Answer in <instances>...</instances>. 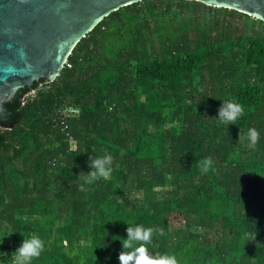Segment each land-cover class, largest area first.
<instances>
[{
    "label": "trees",
    "instance_id": "trees-1",
    "mask_svg": "<svg viewBox=\"0 0 264 264\" xmlns=\"http://www.w3.org/2000/svg\"><path fill=\"white\" fill-rule=\"evenodd\" d=\"M222 100L243 106L235 124L216 118ZM67 106L76 112L60 115ZM11 110L0 126V264H14L21 233L45 243L31 264H119L129 225L154 229L148 253L178 264H264L261 20L195 0L126 4ZM106 152L110 177L79 191L89 156Z\"/></svg>",
    "mask_w": 264,
    "mask_h": 264
},
{
    "label": "water",
    "instance_id": "water-1",
    "mask_svg": "<svg viewBox=\"0 0 264 264\" xmlns=\"http://www.w3.org/2000/svg\"><path fill=\"white\" fill-rule=\"evenodd\" d=\"M140 0H0V126L22 92L52 80L75 43L103 17ZM264 17V0H195ZM264 22V20H261Z\"/></svg>",
    "mask_w": 264,
    "mask_h": 264
},
{
    "label": "clouds",
    "instance_id": "clouds-1",
    "mask_svg": "<svg viewBox=\"0 0 264 264\" xmlns=\"http://www.w3.org/2000/svg\"><path fill=\"white\" fill-rule=\"evenodd\" d=\"M254 19L264 20V17L256 15ZM244 108L241 104L231 100H222V104L218 110L216 118L224 124H235L236 121L243 116ZM242 139L240 133L238 141ZM246 139L248 147L255 149L260 134L255 127H250L247 131ZM90 171L85 173L81 171L77 178L83 183L78 184L79 191H87L85 185H92L94 182L110 177L111 165L113 157L111 154L105 153L104 156H89L87 161ZM213 161L211 157H205L200 164L201 171L207 173L212 167ZM139 194L130 196L129 199H139ZM127 236L120 239L122 250L118 255L119 264H178L175 256L173 255H160L152 256L148 253L146 245L151 243V237L154 229L144 228L140 225H129L126 229ZM159 235H164L163 229H155ZM24 237L20 245L13 251L12 258L14 264H31L33 259H38L45 249L44 241L38 235L31 237ZM255 236L249 240H254ZM130 250V251H126ZM6 255V253H4Z\"/></svg>",
    "mask_w": 264,
    "mask_h": 264
},
{
    "label": "built area",
    "instance_id": "built-area-1",
    "mask_svg": "<svg viewBox=\"0 0 264 264\" xmlns=\"http://www.w3.org/2000/svg\"><path fill=\"white\" fill-rule=\"evenodd\" d=\"M76 112V109L72 106H67L63 109H61L58 113L62 116H67L69 114H73Z\"/></svg>",
    "mask_w": 264,
    "mask_h": 264
}]
</instances>
